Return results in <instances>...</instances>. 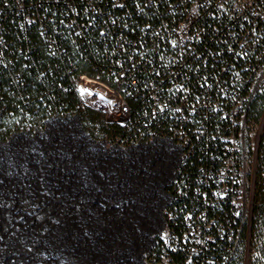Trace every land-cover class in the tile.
I'll list each match as a JSON object with an SVG mask.
<instances>
[{"label":"built area","instance_id":"built-area-1","mask_svg":"<svg viewBox=\"0 0 264 264\" xmlns=\"http://www.w3.org/2000/svg\"><path fill=\"white\" fill-rule=\"evenodd\" d=\"M263 94L264 0H0L2 123L181 148L147 264L229 262L249 238Z\"/></svg>","mask_w":264,"mask_h":264},{"label":"crops","instance_id":"crops-1","mask_svg":"<svg viewBox=\"0 0 264 264\" xmlns=\"http://www.w3.org/2000/svg\"><path fill=\"white\" fill-rule=\"evenodd\" d=\"M181 154L165 138L107 148L78 116L50 118L34 132L0 130V199L63 215L66 249L52 256L64 264H146Z\"/></svg>","mask_w":264,"mask_h":264},{"label":"rangeland","instance_id":"rangeland-1","mask_svg":"<svg viewBox=\"0 0 264 264\" xmlns=\"http://www.w3.org/2000/svg\"><path fill=\"white\" fill-rule=\"evenodd\" d=\"M13 204L10 199H0V264H64L52 256L66 249L65 229L63 225L58 228L57 222L63 215L54 219L55 215L47 213H26L21 209L27 207L18 209Z\"/></svg>","mask_w":264,"mask_h":264},{"label":"trees","instance_id":"trees-1","mask_svg":"<svg viewBox=\"0 0 264 264\" xmlns=\"http://www.w3.org/2000/svg\"><path fill=\"white\" fill-rule=\"evenodd\" d=\"M264 113V94L253 103L251 116L260 120ZM94 120L97 117H93ZM0 130L3 135L14 132L13 129L0 120ZM243 243L240 249L229 262L220 261L218 264H264V127L260 136L257 150V191L255 196V208L253 214V224L248 238V232L243 233ZM249 239V251L246 258V241ZM218 257H221L220 252ZM253 257V259H252Z\"/></svg>","mask_w":264,"mask_h":264}]
</instances>
